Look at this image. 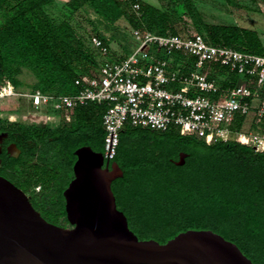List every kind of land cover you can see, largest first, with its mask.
Wrapping results in <instances>:
<instances>
[{
  "label": "trees",
  "instance_id": "obj_1",
  "mask_svg": "<svg viewBox=\"0 0 264 264\" xmlns=\"http://www.w3.org/2000/svg\"><path fill=\"white\" fill-rule=\"evenodd\" d=\"M157 1L69 0L58 7L56 0H0V86L17 90L25 74L32 79L31 91L75 95L80 75L128 56L115 58L105 36L114 37L121 20L130 30L184 37L186 17L209 45L264 56L256 28L206 22L201 0ZM84 24L88 27L81 33ZM92 36L108 48L106 58L90 45ZM157 54L170 70L195 69V60L179 52ZM202 72L219 87L215 99L241 78L256 89L252 80L219 63L206 64ZM258 92L264 97V84ZM105 109V104L87 102L54 126L0 119V134H7L4 144L12 142L19 150L17 157L0 155V176L31 194L32 206L47 222L68 224L63 191L73 178L74 152L88 146L103 153ZM244 120L236 116L231 131H240ZM181 153L184 162L176 165ZM113 162L122 172L111 183L116 207L139 240L163 244L187 230H210L234 243L252 264H264V152L234 141L206 144L194 135H180L176 128L157 132L126 124L109 164Z\"/></svg>",
  "mask_w": 264,
  "mask_h": 264
},
{
  "label": "built area",
  "instance_id": "obj_2",
  "mask_svg": "<svg viewBox=\"0 0 264 264\" xmlns=\"http://www.w3.org/2000/svg\"><path fill=\"white\" fill-rule=\"evenodd\" d=\"M138 8L133 5L135 12ZM130 33L136 42L130 55L115 62L105 61L98 71L80 75V89L75 95L31 91L28 98L32 108L43 111L46 123L54 126L61 120L68 121L70 111L77 106L87 102L105 104L102 154L107 161L114 158L119 134L126 124L157 132L176 128L180 135H194L206 144L234 141L264 152V97L258 92L264 84V56L209 45L195 31L186 32L184 37L159 36L141 29H131ZM89 42L103 58L108 56V48L99 38L92 36ZM157 52L189 56L195 60V69L188 73L170 70ZM209 63H219L252 80L256 89L246 82L244 87L227 89L223 97L212 98L219 87L202 72ZM17 95L9 85L0 86V104ZM250 113L247 129L231 131L236 116L246 118Z\"/></svg>",
  "mask_w": 264,
  "mask_h": 264
},
{
  "label": "water",
  "instance_id": "obj_3",
  "mask_svg": "<svg viewBox=\"0 0 264 264\" xmlns=\"http://www.w3.org/2000/svg\"><path fill=\"white\" fill-rule=\"evenodd\" d=\"M245 85L240 79L235 86ZM7 152L19 154L14 144ZM74 155L73 178L63 191L67 227L47 222L21 189L0 176V264H252L210 230H187L163 244L139 240L111 190L122 176L118 165L88 146Z\"/></svg>",
  "mask_w": 264,
  "mask_h": 264
},
{
  "label": "rangeland",
  "instance_id": "obj_4",
  "mask_svg": "<svg viewBox=\"0 0 264 264\" xmlns=\"http://www.w3.org/2000/svg\"><path fill=\"white\" fill-rule=\"evenodd\" d=\"M67 1L69 0H56V4L60 7ZM147 1L155 5L158 4L157 0ZM201 2L202 4L199 6V9L206 22L212 24H228L237 22L238 24L244 26L256 28V30H259L261 38L264 42L263 0H259L255 4H252L247 0H201ZM49 13L55 18L59 14L55 10H49ZM183 20L186 24V32L194 31L189 20L186 17H183ZM117 26L119 29L115 31L114 37H110L107 33H105L109 42V48L115 58L124 56V54L130 55L136 48V42L131 36L127 23L121 20L118 22ZM81 27L82 28L79 31L82 33L84 28L88 26L84 24V26L81 25ZM19 80L22 82V85L17 90L14 89V91L17 94L30 93L31 90L28 86L31 84L32 79L28 75L23 74L19 77ZM0 111L4 114L19 113L16 121L20 123L37 125L46 124L44 112L36 111L31 108L27 99L20 95L8 97L3 100L0 104ZM245 127L247 128L248 125Z\"/></svg>",
  "mask_w": 264,
  "mask_h": 264
},
{
  "label": "crops",
  "instance_id": "obj_5",
  "mask_svg": "<svg viewBox=\"0 0 264 264\" xmlns=\"http://www.w3.org/2000/svg\"><path fill=\"white\" fill-rule=\"evenodd\" d=\"M28 94H26V93L19 94L18 93V95L23 96V97H25L27 99L28 104L32 108L31 103H30L29 98H28ZM253 102H255V101H253ZM0 114L2 115V118H1L2 120H7L9 122H15V123H17L16 118L18 117L19 113H8V114H4L3 112L0 111ZM249 115H250V117H249ZM249 115L245 118L244 123L242 125V129H247L249 127L250 122H251V118H252V113H250ZM246 123H248V124H246ZM247 125H248V127L246 128L245 126H247Z\"/></svg>",
  "mask_w": 264,
  "mask_h": 264
},
{
  "label": "flooded vegetation",
  "instance_id": "obj_6",
  "mask_svg": "<svg viewBox=\"0 0 264 264\" xmlns=\"http://www.w3.org/2000/svg\"><path fill=\"white\" fill-rule=\"evenodd\" d=\"M6 138H7V134L6 133H2V134H0V155L2 154V153H7L8 154V147L10 146V145H12V144H14V143H12V142H10V143H7V144H4V142H5V140H6ZM15 145V144H14ZM19 155V154H18ZM17 155V156H18ZM5 179H7V178H5ZM10 181V180H9ZM11 182V181H10ZM12 183V182H11ZM25 193V192H24ZM28 197H29V199L31 198V194H29V193H25ZM67 226H69V224H66V226H62V227H67Z\"/></svg>",
  "mask_w": 264,
  "mask_h": 264
},
{
  "label": "bare ground",
  "instance_id": "obj_7",
  "mask_svg": "<svg viewBox=\"0 0 264 264\" xmlns=\"http://www.w3.org/2000/svg\"><path fill=\"white\" fill-rule=\"evenodd\" d=\"M13 117V116H12Z\"/></svg>",
  "mask_w": 264,
  "mask_h": 264
}]
</instances>
